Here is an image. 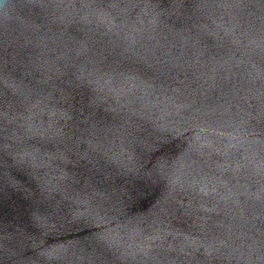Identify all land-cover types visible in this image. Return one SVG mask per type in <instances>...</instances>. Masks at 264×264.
Returning a JSON list of instances; mask_svg holds the SVG:
<instances>
[{"label": "water", "instance_id": "obj_1", "mask_svg": "<svg viewBox=\"0 0 264 264\" xmlns=\"http://www.w3.org/2000/svg\"><path fill=\"white\" fill-rule=\"evenodd\" d=\"M0 264H264V0H0Z\"/></svg>", "mask_w": 264, "mask_h": 264}]
</instances>
